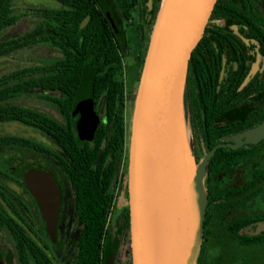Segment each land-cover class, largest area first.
<instances>
[{
  "label": "flooded vegetation",
  "instance_id": "1",
  "mask_svg": "<svg viewBox=\"0 0 264 264\" xmlns=\"http://www.w3.org/2000/svg\"><path fill=\"white\" fill-rule=\"evenodd\" d=\"M51 1L53 18L57 20L59 10L75 5L74 0ZM161 1L94 0L110 27L114 46L120 50L124 74L136 58H145ZM41 7L46 6L27 7L23 16L33 19L34 11ZM55 51L57 55L60 52L59 48ZM92 96L94 109L101 115L96 107L99 99ZM80 101L79 96L76 104ZM185 106L196 162L202 164L217 147L207 162V210L197 264H264V230H259V224L264 223V195L254 196L252 192V186H264V137L254 142H245L248 138L234 139L264 124V0H222L191 68ZM217 152L225 160L212 163ZM215 167L221 172L214 178L210 169ZM48 170L62 193L55 241L46 229L38 201L21 178L22 173L13 179L4 178L1 187L10 189L21 201L25 227L32 229L52 262L74 264L81 227L75 218L72 187L58 168L50 166ZM7 182L16 183L23 195ZM125 188L123 204L116 207L107 239L108 257L115 250L114 264H131L127 185ZM226 191H230L228 196L224 195ZM117 200L120 197L117 196L116 203ZM0 264L10 263L0 254Z\"/></svg>",
  "mask_w": 264,
  "mask_h": 264
},
{
  "label": "trees",
  "instance_id": "2",
  "mask_svg": "<svg viewBox=\"0 0 264 264\" xmlns=\"http://www.w3.org/2000/svg\"><path fill=\"white\" fill-rule=\"evenodd\" d=\"M15 1L0 0V58L38 45L59 48L60 52L0 74V122L18 121L34 127L54 146L30 137L0 134V230L11 235L20 264H54L32 229L25 227L21 201L10 189L1 187L4 178L13 179L26 168L50 169L40 162L44 158L72 187L75 218L81 227L74 264H106L117 186L127 175L130 133L126 84L139 81L144 57L136 58L124 74L120 50L114 46L110 27L94 0H74V6L59 10L58 20L53 18V8L41 7L34 11L30 29L16 38L4 39L3 31L24 15L15 13ZM34 93L52 104L61 118L17 102L22 95ZM87 93L99 99L96 107L102 113L98 114L99 124L92 139L80 136L79 112L75 113L79 96ZM190 132L192 139L191 127ZM7 151L17 153L4 157ZM27 153L32 160L24 156ZM217 160L225 158L217 152L212 163ZM219 172L217 167L210 169L214 178ZM252 188L254 196L264 195V186ZM205 190L207 210L208 185Z\"/></svg>",
  "mask_w": 264,
  "mask_h": 264
},
{
  "label": "water",
  "instance_id": "3",
  "mask_svg": "<svg viewBox=\"0 0 264 264\" xmlns=\"http://www.w3.org/2000/svg\"><path fill=\"white\" fill-rule=\"evenodd\" d=\"M222 0H162L153 25L134 102L128 147L127 193L131 264H197L202 243L208 159L200 167L191 150L185 92L194 60ZM78 129L92 139L99 124L93 96L80 97ZM262 126V125H261ZM248 138L254 142L264 137ZM202 177L200 212L193 177ZM56 240L62 193L53 174L26 168L21 174ZM264 230V223L259 224ZM113 250L106 264H114Z\"/></svg>",
  "mask_w": 264,
  "mask_h": 264
},
{
  "label": "rangeland",
  "instance_id": "4",
  "mask_svg": "<svg viewBox=\"0 0 264 264\" xmlns=\"http://www.w3.org/2000/svg\"><path fill=\"white\" fill-rule=\"evenodd\" d=\"M34 6H48L52 7L53 2L51 0H16L14 4L15 13L18 15H22L25 13L27 7ZM34 19V18H33ZM33 19L22 16L18 19L17 23L12 27L6 29L2 33V38L10 39L16 38L22 35L25 31L30 29L32 26ZM57 55V52L49 46L38 45L34 48H27L23 50H19L12 55L3 56L0 58V74L17 67L18 65L30 64L38 62L39 60H45L52 58ZM139 81L133 83H127V97H126V118L128 123V130L130 133L131 123H132V115L134 109V102L137 94ZM17 102L26 106H30L33 108H37L42 110L50 115H53L57 118H61L58 110L51 105L50 103L44 101L42 98L38 97V94H25L17 99ZM263 126V124H262ZM262 126H259L254 129L247 130L237 136L234 137L235 140H242L244 138H254L260 136L259 134L262 132ZM0 134H16L25 137L34 138L38 141L44 142L50 146H54V144L38 129L22 124L18 121L11 122H0ZM17 153L15 151H7L4 154V157L9 156L10 154ZM28 160H32L31 154L27 153L24 155ZM41 163L47 164L52 167L49 161L44 158L40 159ZM196 166H200L201 163L195 162ZM206 174L203 177V181L205 180ZM9 187L16 191L17 193L23 195V192L19 186L14 182H7ZM127 185V175L118 182L117 186V194L120 197V201L117 200L115 208L113 210L112 219L115 215L116 207L119 204H123V197L126 192ZM205 185V184H204ZM0 201H2L0 197ZM0 254L5 257L10 264H20L16 253L15 246L11 235L8 232L0 231Z\"/></svg>",
  "mask_w": 264,
  "mask_h": 264
},
{
  "label": "bare ground",
  "instance_id": "5",
  "mask_svg": "<svg viewBox=\"0 0 264 264\" xmlns=\"http://www.w3.org/2000/svg\"><path fill=\"white\" fill-rule=\"evenodd\" d=\"M198 167H200V166H198ZM193 184L195 187V194L197 197L199 211L201 212L203 209L202 177L201 176H194L193 177Z\"/></svg>",
  "mask_w": 264,
  "mask_h": 264
}]
</instances>
